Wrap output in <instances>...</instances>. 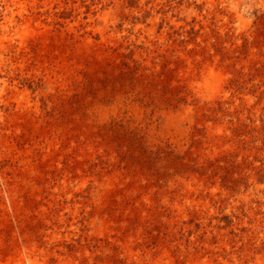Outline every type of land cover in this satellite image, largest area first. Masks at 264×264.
<instances>
[{
    "label": "rangeland",
    "instance_id": "1",
    "mask_svg": "<svg viewBox=\"0 0 264 264\" xmlns=\"http://www.w3.org/2000/svg\"><path fill=\"white\" fill-rule=\"evenodd\" d=\"M263 244L264 0H0V264Z\"/></svg>",
    "mask_w": 264,
    "mask_h": 264
},
{
    "label": "bare ground",
    "instance_id": "2",
    "mask_svg": "<svg viewBox=\"0 0 264 264\" xmlns=\"http://www.w3.org/2000/svg\"><path fill=\"white\" fill-rule=\"evenodd\" d=\"M24 7V6H23ZM26 12V11H25ZM18 31V30H17ZM211 69V68H210ZM209 71V70H208ZM214 71V70H213ZM211 76L213 77V79L214 78H217L218 77V75L215 73V71H214V73H211ZM210 77V76H209ZM213 83V82H212ZM210 84V83H209ZM17 93V92H16ZM19 94V93H18ZM192 182V181H191ZM214 188V187H213ZM190 226V225H189ZM259 230V229H258ZM263 242V241H262ZM264 245V244H263ZM259 246V245H258ZM213 250V249H212ZM264 250V249H263ZM203 251V250H202ZM206 251V250H205ZM208 251V250H207ZM207 251H206V253H207ZM253 251V250H252ZM217 252V251H216ZM205 253V252H204ZM215 253V252H214ZM213 253V254H214ZM201 254V253H200ZM203 254V253H202ZM204 255V254H203ZM219 255V254H218ZM22 256V255H21ZM190 256V255H189ZM199 256V255H198ZM221 256V255H220ZM224 256V255H223ZM145 257V256H144ZM28 258H30V257H28ZM190 259H191V257H190ZM226 259V258H225ZM236 259V258H235ZM27 260V259H26ZM145 260V259H144ZM185 261V260H184ZM187 261V260H186ZM243 261V260H242ZM241 261V262H242ZM32 262V261H31ZM33 263V262H32ZM184 263V262H183ZM264 263V257L263 258H261V261H257V264H263ZM139 264H147L145 261H142V262H140ZM192 264H216L215 262H214V260H212V257H211V259L210 258H207V257H196L195 258V260H193V262H192ZM239 264V263H238ZM253 264V263H252Z\"/></svg>",
    "mask_w": 264,
    "mask_h": 264
}]
</instances>
